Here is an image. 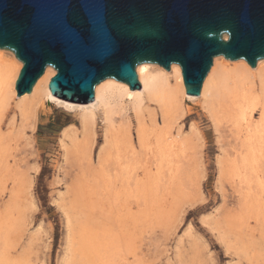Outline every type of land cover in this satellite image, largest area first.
Segmentation results:
<instances>
[{
    "label": "rangeland",
    "instance_id": "1",
    "mask_svg": "<svg viewBox=\"0 0 264 264\" xmlns=\"http://www.w3.org/2000/svg\"><path fill=\"white\" fill-rule=\"evenodd\" d=\"M19 98L0 133V264H264V184L220 180L219 161L236 144L217 132L204 98L184 102L172 130L189 140L181 177L146 185L141 197L97 181L100 117L91 162L68 161L78 112L46 99L23 122Z\"/></svg>",
    "mask_w": 264,
    "mask_h": 264
},
{
    "label": "water",
    "instance_id": "2",
    "mask_svg": "<svg viewBox=\"0 0 264 264\" xmlns=\"http://www.w3.org/2000/svg\"><path fill=\"white\" fill-rule=\"evenodd\" d=\"M0 50L23 65L18 97L52 68L54 96L90 104L109 79L141 90L143 64L178 65L200 97L215 58L264 60V0H0Z\"/></svg>",
    "mask_w": 264,
    "mask_h": 264
},
{
    "label": "bare ground",
    "instance_id": "3",
    "mask_svg": "<svg viewBox=\"0 0 264 264\" xmlns=\"http://www.w3.org/2000/svg\"><path fill=\"white\" fill-rule=\"evenodd\" d=\"M22 67L12 52L0 50V133L10 100L16 95ZM137 73L141 90L131 91L128 85L109 79L96 86L93 103L75 104L51 93L49 84L55 70L48 68L32 93L19 98L18 109L23 122L35 115L46 99L78 112L81 130L69 135L71 146L67 148L66 158L85 164L91 162L90 144L95 139L100 117L104 145L98 157L97 181L120 184L128 192L135 188L140 196L146 185L175 183L181 177L189 140L182 138L179 130L173 136L172 130L184 117V102L204 98L205 109L217 132L226 128L236 144L234 152L219 161L220 180L245 187L264 184V60L251 68L244 60L215 59L200 97L186 94L178 65L168 72L157 65L143 64L137 67ZM171 77L175 78V84ZM131 114L136 120L135 137ZM196 135L192 131V140ZM247 201L244 199L245 208ZM108 260L102 264H109Z\"/></svg>",
    "mask_w": 264,
    "mask_h": 264
}]
</instances>
